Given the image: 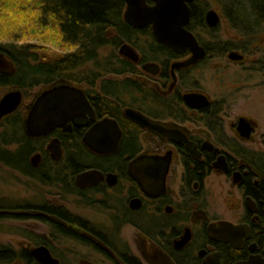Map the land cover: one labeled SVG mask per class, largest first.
<instances>
[{
    "label": "flooded vegetation",
    "instance_id": "flooded-vegetation-1",
    "mask_svg": "<svg viewBox=\"0 0 264 264\" xmlns=\"http://www.w3.org/2000/svg\"><path fill=\"white\" fill-rule=\"evenodd\" d=\"M197 1L199 0L188 4L190 22L186 29L205 49L191 26L194 14L193 4ZM149 4L152 3L149 2ZM125 8L126 5H124L123 14ZM207 11H204L202 22L204 30L209 32L213 29L206 24ZM219 16L221 21V15ZM124 22L134 31L149 28L151 35L138 34L132 42L122 39L118 47L109 46L116 50L118 48V53L115 54L132 64L135 71H126L122 74L111 73L125 76L122 79L110 78L111 74H107L104 78L112 82L125 80L136 82L141 85L140 92L129 94L125 90L116 91L113 94L114 97L110 98L111 104L102 106L97 97L89 93L91 90L89 85L86 84L90 88L86 90L79 84L56 80L49 85L38 86L43 87V90L27 106L23 123L29 109L41 93L54 86L68 84L84 91L91 108L84 116L70 119L64 127H56L49 135L30 138L24 132L27 138L38 140L35 144L37 150L31 154L33 155L31 159L29 156L28 163L33 169L36 168L38 173L40 167V170L43 168L45 171L47 169L50 171L52 169L50 165H53L56 160L52 158L49 145L57 140L61 157L56 163L65 161L64 170L71 175L75 172L72 181L62 179L61 184L66 190L70 189L71 193L78 196L86 205L99 204L107 210V223L99 228L89 220L62 208H60L61 218L54 215L47 217L62 226L59 229L65 233L62 238H69L94 250L107 259L109 264H263L264 161L259 160L261 155L259 152L253 150L250 152L239 146L235 147L229 143L230 141L225 142L224 139L228 137L224 133L219 116L221 110H218L219 108L209 100L207 95L199 91H191L195 88V84H191V72L213 56L205 49V57L202 60L185 65L192 57L188 48L182 52H176L155 40L151 25L137 29ZM113 34L116 35V33ZM143 38L147 39L143 45L145 49L142 48L143 46L141 48L132 46L135 40L140 41ZM122 42L124 44H121ZM151 42L160 47L155 59L147 53L148 44ZM124 45L135 51L138 55L137 62L120 54L121 47ZM232 53L225 55L228 54L230 57ZM239 56L242 58L241 55ZM146 65L150 66L149 70L143 68ZM16 72L17 69L13 75ZM149 82H152L153 86ZM96 89L100 90L99 81ZM15 91L21 93L22 101L11 115L19 112L23 103L24 91L18 88H15ZM192 93L204 95L209 103L204 106L197 103L199 107H191ZM187 96H189L188 99ZM215 108L219 114L212 117L211 111ZM11 115L3 117L0 122L4 123L5 119ZM246 120L250 122L253 131L249 138L242 137L237 131V122L236 137L241 141L250 140L255 132L254 122ZM191 123L203 126L212 134L214 141L203 139L192 133ZM91 131H94L96 135H92L95 149H90L84 142ZM104 131H107L110 138L106 142L98 143ZM143 134L146 137L154 136L158 141V148L144 150L141 144ZM115 140H117L116 150L112 149L115 146ZM235 142L237 143V140ZM98 145L101 149L96 147ZM222 146L227 147L234 154H227L221 149ZM236 156L245 160V164L236 162ZM261 156H264V153ZM35 157L37 158L33 160ZM222 157L225 162L224 167L220 161ZM71 158H75L72 160L74 164L68 166ZM251 158L258 163L250 162ZM176 161L180 162L181 171L178 173L179 187L176 192H173L171 180L174 173L173 165ZM34 162L36 165L33 164ZM37 162L40 165L42 162L45 163L38 166ZM88 172L101 174V178L95 181L92 176H87L77 184L76 177ZM213 173L225 176L239 191L243 199L240 221H205L204 211L208 196L206 180ZM65 177L61 176V178ZM261 185L263 186V192H260L261 198L250 194V188L258 189ZM198 222H200L199 226L196 224ZM220 222L240 228L235 231L232 227L223 231L210 228ZM125 228L138 233L137 247L140 248L138 255L132 252V247H136L134 240L123 239ZM44 245L60 264V260L51 252L49 244ZM147 248H150L153 253L151 260L146 257ZM29 254L35 260V264H41L31 251Z\"/></svg>",
    "mask_w": 264,
    "mask_h": 264
},
{
    "label": "trees",
    "instance_id": "trees-1",
    "mask_svg": "<svg viewBox=\"0 0 264 264\" xmlns=\"http://www.w3.org/2000/svg\"><path fill=\"white\" fill-rule=\"evenodd\" d=\"M216 1L230 27L242 37L252 38L264 32V0ZM124 5V0H0V52L6 54L17 69L13 76L0 73V88L15 87L26 92L40 85H49L56 80L75 84L85 83L91 87L89 93L95 95L102 106L111 104L110 98L114 97L116 91L125 90L129 94L140 92L141 85L136 82L130 80L112 82L104 78L111 73L135 71L132 64L120 59L115 52L114 55L108 53L107 47L111 45L118 47L122 39L132 42L138 34L151 35L149 28L134 31L123 21ZM193 9L192 28L204 30L202 20L205 9L201 7L199 1L193 4ZM211 32H214V29ZM29 39L53 44L63 51V54L55 61L41 62L38 56L31 52L37 46L32 43L18 46V43ZM202 45L213 57H223L231 50L246 52L248 49L247 41L237 44L234 41L219 40ZM142 48L145 49V46ZM147 50L148 55L155 59L160 47L151 42ZM144 57L146 59V55ZM98 81L99 91L96 89ZM218 110L216 108L212 110L210 116H218ZM23 119L18 112L5 119L3 124L6 127L0 133V162L47 183L48 176L38 173L28 163L29 156L37 150L35 144L38 140L25 136ZM11 145H16V148L10 149ZM73 159L75 160L69 159L68 166L74 164ZM259 160L263 162L264 156L260 155ZM249 161L253 164L256 162L252 158ZM74 174L75 172L72 176ZM52 177V182L62 181L59 172L54 173ZM260 192H263L262 185L258 189L250 188L251 195L261 198ZM40 209L43 215L18 214L9 203H0V221L36 219L54 227V232L50 234L51 238L64 237L65 233L59 231L62 226L47 217L54 215L61 218L62 210L49 205ZM21 233L37 245L49 244L45 238L26 230H21ZM13 263L35 264V260L27 250L14 251L0 245V264Z\"/></svg>",
    "mask_w": 264,
    "mask_h": 264
},
{
    "label": "rangeland",
    "instance_id": "rangeland-1",
    "mask_svg": "<svg viewBox=\"0 0 264 264\" xmlns=\"http://www.w3.org/2000/svg\"><path fill=\"white\" fill-rule=\"evenodd\" d=\"M201 7L205 11L214 9L221 15L219 25L214 32H207L194 28L195 35H198L202 43H213L217 41H234L237 44L247 41L248 49L246 52L242 50H232L241 55L239 60H233L229 55L223 57L208 58L191 72V84H195V88L191 91H199L209 98L212 103L221 110L219 116L222 120L224 133L227 135L225 142L241 147L251 152L264 153V32L252 37L245 38L233 30L225 19L221 8L216 0H199ZM23 41L18 43L21 46L25 43H32L36 47L34 52L41 62H52L60 58L63 51L55 47L53 44H47L40 41ZM147 39L140 41L135 40L133 47H142ZM121 44H124L122 42ZM108 53H118V48H107ZM228 52V53H230ZM113 79H122L125 76L110 75ZM136 79V78H134ZM140 79V78H138ZM77 85L75 83H72ZM152 85V82H149ZM84 89H90L86 84H79ZM153 86V85H152ZM43 90V87H35L27 90L23 95V103L18 114L26 115L27 106L33 101L35 96ZM15 91L14 87H1L0 100L8 93ZM246 118L255 124V132L248 141H241L236 137L235 127L239 118ZM24 126V123H23ZM22 126V127H23ZM3 122H0V133L5 129ZM191 132L203 139H211L214 141L212 134L204 129L203 126L191 123ZM231 138V140L229 139ZM237 140V143L235 141ZM141 144L144 150L150 151L157 149V139L142 136ZM16 145H11L10 149L14 150ZM227 154L232 153L227 147H221ZM33 155H30V159ZM236 162L245 164V160L235 157ZM44 161V160H43ZM46 162V161H45ZM45 162H42L45 163ZM58 162V161H56ZM54 161V163H56ZM38 163V162H37ZM41 164V165H42ZM65 161L59 162L58 165H50L51 170L46 173L42 168L39 173L45 177L48 176L47 183L23 174L20 170H16L5 166L0 162V203H9L14 207V212L18 214H37L43 215L40 207L49 205L51 207H59L68 212L89 220L96 227H103L107 223L108 212L101 205H86L78 196L65 189L61 182H52V175L55 171L66 176L65 180L73 179L72 175L64 170ZM41 166L40 163L37 164ZM48 166V165H47ZM37 170L36 168H34ZM174 173L171 180V188L176 192L179 187L178 173L181 171L180 162L176 161L173 165ZM38 172V170H37ZM207 203L205 209V221H240L243 212V199L233 184L221 174L213 173L206 180ZM121 195V194H120ZM239 219V220H238ZM200 222L196 223L197 225ZM194 226V225H193ZM199 226V225H198ZM196 229V227H193ZM21 230H26L34 235L45 238L53 255L60 260V264H109L107 259L99 255L94 250L84 246L83 244L71 240L69 238H51L53 228L45 222L36 219H10L0 221V245L9 247L14 251L27 250L32 251L37 245L22 235ZM137 234L135 231L125 228L123 239L133 241L136 247H132L134 254H139L137 247ZM145 251V250H144ZM153 253L150 248L146 249V257L152 259ZM16 264V263H13ZM21 264V263H19Z\"/></svg>",
    "mask_w": 264,
    "mask_h": 264
},
{
    "label": "water",
    "instance_id": "water-1",
    "mask_svg": "<svg viewBox=\"0 0 264 264\" xmlns=\"http://www.w3.org/2000/svg\"><path fill=\"white\" fill-rule=\"evenodd\" d=\"M195 0H125V11L123 14L124 21L129 23L133 28H143L151 25L152 33L155 40L169 49L176 52H182L186 48L192 53L191 59L185 65L194 64L205 57V49L199 44L196 37L190 33L186 27L190 22L189 3ZM151 2L152 4H149ZM205 21L209 28H216L220 23V16L214 9H209L205 14ZM120 54L129 57L134 62L138 61V55L129 46L121 47ZM233 60H239L241 57L235 53L230 55ZM148 67V68H147ZM146 70L150 69L149 65L143 67ZM16 71L14 62L4 53L0 52V73L5 75H13ZM189 96H187V99ZM22 101V96L19 91H12L5 95L0 100V120L8 115L13 114ZM207 105L209 102L204 95L192 93L191 107ZM91 108L85 97L84 91L75 86L61 84L54 86L41 93L34 105L31 106L24 122V132L27 137L39 138L49 135L56 127H64L70 119L81 117ZM115 124V123H114ZM237 131L244 138H249L253 127L245 118H241L237 125ZM109 133V132H108ZM94 131H91L84 142L93 147ZM98 135V134H97ZM101 135V134H99ZM100 142L108 141L107 131H104L99 137ZM112 148L116 150L117 140ZM101 149V146H96ZM49 149L52 152V158L56 161L60 159V149L57 140H54ZM106 149V148H104ZM108 149V148H107ZM99 150H97L98 152ZM35 157L33 160H35ZM224 167V158L220 159ZM36 165V162L33 163ZM87 176H92V179L97 181L101 178V174L95 172L83 173L76 177V183L79 184L81 179ZM233 231L240 227H233L226 222H220L212 225L210 228L216 231L228 230ZM247 229V228H246ZM248 231V230H247ZM231 234H233L231 232ZM32 255L41 264H59L58 260L52 257L47 246L42 245L34 248L31 251ZM248 264V263H245ZM264 264V263H263Z\"/></svg>",
    "mask_w": 264,
    "mask_h": 264
}]
</instances>
